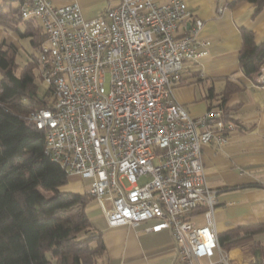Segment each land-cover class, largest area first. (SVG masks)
I'll list each match as a JSON object with an SVG mask.
<instances>
[{
	"label": "built area",
	"instance_id": "obj_1",
	"mask_svg": "<svg viewBox=\"0 0 264 264\" xmlns=\"http://www.w3.org/2000/svg\"><path fill=\"white\" fill-rule=\"evenodd\" d=\"M19 11L44 35L36 74L50 104L27 119L44 131L45 154L87 181L108 227L169 230L173 264H233L218 244L201 151L236 125L220 109L191 117L172 93L185 64L207 54L203 21L183 0H117L91 19L77 2L22 0Z\"/></svg>",
	"mask_w": 264,
	"mask_h": 264
},
{
	"label": "trees",
	"instance_id": "obj_2",
	"mask_svg": "<svg viewBox=\"0 0 264 264\" xmlns=\"http://www.w3.org/2000/svg\"><path fill=\"white\" fill-rule=\"evenodd\" d=\"M18 6H11L17 2ZM22 0L0 5V25L28 38L31 54L17 74L13 44L0 42V264H103L105 246L101 232L90 222L86 207L93 200L87 193L67 189L69 175L45 154V133L29 122L33 109L46 108L50 100L38 95L37 54L44 39L37 20L22 18ZM260 12L264 0H245ZM19 25V26H18ZM22 29H21V27ZM238 54L243 74L253 79L264 63V42L257 43L251 29L241 28ZM238 87L226 83L219 96L209 95L208 111L220 109L222 119L236 106H226ZM264 233V225L249 224L217 234L220 248L229 251L248 246L256 256L252 264H264V245L254 238Z\"/></svg>",
	"mask_w": 264,
	"mask_h": 264
},
{
	"label": "crops",
	"instance_id": "obj_3",
	"mask_svg": "<svg viewBox=\"0 0 264 264\" xmlns=\"http://www.w3.org/2000/svg\"><path fill=\"white\" fill-rule=\"evenodd\" d=\"M50 1L56 6L77 2L87 19L102 14L117 2ZM166 1L158 0V3ZM183 2L203 21L198 36L209 45L207 54L196 63L185 64L182 81L172 91L175 100L191 117H199L208 111L210 103H214L209 95L219 96L226 83L238 87L226 102V106H236L231 114L236 120V128L228 134L225 144L209 143L203 145L201 151L206 183L217 190L215 232L221 234L249 224L264 225V86L255 85L256 76L253 79L245 76L238 61L241 28L251 29L257 43L264 42V6L254 14V4L245 0ZM10 4L18 6V1ZM0 5L10 8L7 0H0ZM19 39L21 37L14 31L0 25V42L15 45ZM77 183L73 181V184ZM85 211L91 224L101 232L105 246L103 264H173L174 244L169 230L148 233L144 225L110 228L92 200ZM254 240L264 244V233L255 236ZM240 248L226 252L233 264L256 262L257 257L247 252L248 246Z\"/></svg>",
	"mask_w": 264,
	"mask_h": 264
},
{
	"label": "rangeland",
	"instance_id": "obj_4",
	"mask_svg": "<svg viewBox=\"0 0 264 264\" xmlns=\"http://www.w3.org/2000/svg\"><path fill=\"white\" fill-rule=\"evenodd\" d=\"M14 44L18 48L17 53H16V64H17L16 73L18 74L20 72V70L23 68V66L26 64V62L30 59L31 54H35V51L30 46L28 38H21L18 41H15ZM38 84H39L38 85V95L39 96L45 95L46 85L40 81L38 82ZM73 181H78V183L73 184ZM87 188H88V183L86 180H81L78 176H69L67 189H69L73 192H77V193H84L87 190ZM92 201L95 202L94 200H92ZM95 204L98 206V209L100 210V212H102L99 205L96 202H95ZM197 221L199 224L203 223L201 218H198ZM263 243H264V241H263ZM235 248H240V246L235 247ZM240 249L242 251V256H243V249L242 248H240ZM248 251L249 250H247V252Z\"/></svg>",
	"mask_w": 264,
	"mask_h": 264
}]
</instances>
